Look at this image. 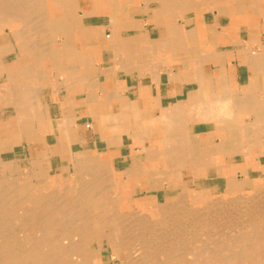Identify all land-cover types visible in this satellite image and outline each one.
<instances>
[{"label": "crops", "instance_id": "crops-1", "mask_svg": "<svg viewBox=\"0 0 264 264\" xmlns=\"http://www.w3.org/2000/svg\"><path fill=\"white\" fill-rule=\"evenodd\" d=\"M0 157L145 207L264 183V0H0Z\"/></svg>", "mask_w": 264, "mask_h": 264}, {"label": "bare ground", "instance_id": "bare-ground-1", "mask_svg": "<svg viewBox=\"0 0 264 264\" xmlns=\"http://www.w3.org/2000/svg\"><path fill=\"white\" fill-rule=\"evenodd\" d=\"M1 157L0 169L12 174L14 169L6 167L10 161L4 162ZM84 169L87 173L90 167ZM101 179L88 173L65 190H49L52 184L47 180L30 185L28 179H17L13 174L2 178L0 264H104L101 251L108 235L112 239L105 246L117 264H264V191L258 190L264 183H249L248 188L254 192L249 196L236 192L234 203L207 198L202 206L194 207L191 203L195 201L183 197L145 207L128 194L125 185L111 193L104 191ZM234 187L242 188L236 182ZM54 203L58 204L55 211L51 208ZM94 204L100 205L99 214L94 212ZM104 207L109 216H103ZM15 208H19L20 216L14 215ZM126 212L131 214L128 225L123 222ZM102 225L105 233L100 230ZM225 226L228 229H223ZM203 229L208 231L205 241L226 230L228 237L221 241L217 238L209 247L201 242L199 247V237L196 243L192 240ZM180 237L189 240L182 242Z\"/></svg>", "mask_w": 264, "mask_h": 264}, {"label": "rangeland", "instance_id": "rangeland-1", "mask_svg": "<svg viewBox=\"0 0 264 264\" xmlns=\"http://www.w3.org/2000/svg\"><path fill=\"white\" fill-rule=\"evenodd\" d=\"M2 159V161H4V162H7V159H5V158H1ZM6 167H8V169L9 168H11V169H14V171H13V176L15 177V178H20V179H24V178H26V179H28V181H29V184L30 185H33L34 183H37V182H42V181H44L43 179H41V176H42V173L41 172H34V173H32L30 176H27V174H25L24 172H21L20 170H18V168H17V166L15 165V163L14 162H10V164H8V165H6ZM14 167V168H13ZM3 169H5V168H3ZM17 169V170H16ZM16 170V171H15ZM3 171V172H2ZM10 173V171L9 170H6V172L4 171V170H2V169H0V180L2 179V178H4L5 176L7 177V176H9V175H12V174H9ZM35 173H36V175H35ZM104 180L103 179H101V182H100V184H102V186H104L102 189L104 190V191H106V192H108L109 193V191H110V193L113 191V188L112 187H110L109 185H108V182L105 180L104 182H103ZM103 182V183H102ZM103 184H106V186L105 185H103ZM233 184H234V182H233ZM108 186L110 187V189H108L107 190V188H108ZM239 190H240V187H234V186H232V187H230L229 188V191H226V192H224L223 193V195H217V196H213V197H211V200H217V199H220V198H222L223 200L224 199H226V200H228V201H231V202H235V198L233 197L234 195H236L237 193L236 192H239ZM258 190L259 191H264V185H260V187L258 188ZM102 191V190H101ZM245 192H240L238 195H246V196H249V195H251L254 191H252V190H250V189H247V190H244ZM246 191H248V192H246ZM44 192H48L47 190L46 191H44ZM235 193V194H234ZM114 195V194H113ZM237 197V196H236ZM234 200V201H233ZM227 201V202H228ZM230 202V203H231ZM188 203V205L190 206V203H191V201H189V202H187ZM197 203V204H196ZM210 203H212L213 204V206L216 204V201H212V202H210ZM192 205H194V207H199V206H202L201 204H202V201H196V202H192L191 203ZM205 204V203H204ZM54 206H52L51 208L52 209H54V211L56 210V209H58V207L56 206V205H58V204H56V203H54L53 204ZM211 205V204H210ZM217 205V204H216ZM9 206V205H8ZM122 207V208H121ZM126 206H120L119 208H121V209H124ZM214 208V207H213ZM92 209V208H91ZM93 210H94V212L95 213H97V214H99V212L101 211V207H100V205H98V204H94V206H93ZM106 210H107V207H104L103 208V211H105V213H103V216H109L108 215V213L106 212ZM18 213H17V212ZM127 213V212H126ZM19 214H21L20 213V211H19V208H15V210H14V215L15 216H20ZM88 215L89 216H91L92 215V210H89V213H88ZM124 215H126V219L125 220H123V222L125 223L124 225H128V224H130V218H131V214H125L124 213ZM127 216H128V218H127ZM91 221H94V218H92L91 219ZM129 222V223H128ZM132 222V221H131ZM100 225V222H98V226ZM102 228L100 229L101 230V232H106L105 231V225H102L101 226ZM223 229H228V228H226V226H225V228H223ZM208 231L207 230H204L203 229V231H198L197 233H196V236L193 238V240L192 241H194L195 243H196V239L198 238L199 240H198V242H200L199 244H198V246L200 247L202 244H201V242L202 243H204L203 245H204V247H209V245H211L210 243L212 242L213 243V241L214 242H217V240H219V241H221L222 239H226L227 237H228V234H227V232H229L228 230H226V231H224V234L223 233H220L219 232V235L218 234H216V236L217 237H215V238H213V240H208V241H205L204 240V237L205 236H207L208 235V233H207ZM200 234V235H199ZM207 234V235H206ZM231 234V233H230ZM202 236V237H201ZM219 236V237H218ZM222 236H224L223 238H222ZM226 236V237H225ZM181 238V237H180ZM217 238H219V239H217ZM108 239V240H107ZM107 239H105L104 240V245H106L108 242H110L111 241V239H112V237L111 236H109L108 235V238ZM182 239V238H181ZM217 239V240H216ZM183 241L182 242H187L189 239L188 238H186V237H183V239H182ZM202 240V241H201ZM207 240V239H206ZM108 241V242H107ZM209 244V245H208ZM172 244H170V246H171ZM95 246V245H94ZM172 247H177V249H178V246L175 244V245H172ZM199 249V248H198ZM108 252V247L107 246H105L104 247V256H106L105 254ZM114 262H108L107 264H113ZM114 264H116V263H114Z\"/></svg>", "mask_w": 264, "mask_h": 264}]
</instances>
